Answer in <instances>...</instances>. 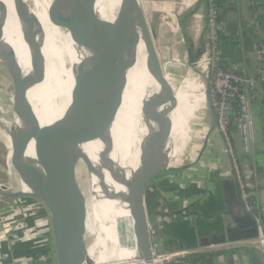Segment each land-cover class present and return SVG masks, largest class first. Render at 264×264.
Returning a JSON list of instances; mask_svg holds the SVG:
<instances>
[{
	"label": "bare ground",
	"instance_id": "6f19581e",
	"mask_svg": "<svg viewBox=\"0 0 264 264\" xmlns=\"http://www.w3.org/2000/svg\"><path fill=\"white\" fill-rule=\"evenodd\" d=\"M0 1L8 7L4 43L14 49L18 61V73L14 78L22 91L28 93L29 90L34 105L31 117L7 123L24 151L23 161L49 175L58 170L67 143L46 129L54 123L61 124L77 140L71 152L76 156L75 162L67 159L60 183L67 188L75 184L79 199L87 204V231L93 241L85 249L66 238L62 252L67 264H73L71 260L75 255L79 264H141L134 244L127 183L140 166L147 142L158 130L154 121L146 119L143 107L160 87L147 69L140 27L126 21L128 4L125 0L96 1L97 16L110 22L120 35L119 53L132 68L127 73L123 103L114 124L103 136L82 142L84 122L82 111L75 104V85H80V73L86 61L93 58V52L76 44L67 25L53 16V0H24L27 15L33 21V48L28 47L22 34L28 31L29 25L19 20L14 0ZM31 59L42 66L43 81L32 67ZM165 76L171 86V76L166 72ZM192 84L202 86L189 78L179 83L174 93L178 104L169 115L173 122L169 145L174 167L189 152L195 137L192 125L207 108L204 87L197 95V92L192 93ZM158 111L164 113L166 108H158ZM8 148L11 157L10 139ZM83 155L90 159L91 167ZM98 170L102 175H95ZM125 220L131 222V230L122 238L121 227Z\"/></svg>",
	"mask_w": 264,
	"mask_h": 264
},
{
	"label": "water",
	"instance_id": "95a60500",
	"mask_svg": "<svg viewBox=\"0 0 264 264\" xmlns=\"http://www.w3.org/2000/svg\"><path fill=\"white\" fill-rule=\"evenodd\" d=\"M96 1L53 0L51 5L53 16L67 25L74 42L93 52V58L86 61L80 73V85H75L77 92L75 104L81 109L84 122L82 142L103 136L114 124L119 108L123 103L127 86V73L132 68L125 61V56L119 53L121 46L120 35L114 30L110 22L97 16ZM125 1L129 7L126 21H129L130 24L134 23V27L135 25L140 27L141 37L146 48L147 69L160 87V91L154 94L143 107L146 119L150 122L154 121L158 130L154 133L152 139L150 138L147 142L145 155L140 158V166L127 183V203L135 238L134 244L142 261L141 264H155L154 254L161 253L164 249L161 246L155 249L152 241L151 229H155V227L146 204L148 186L158 177L166 173H181L191 168L192 164L185 167H174L171 164L169 142L173 130V122L169 115L174 112V108L178 104L177 98L166 79L164 66L154 41L155 36L148 24L142 3L140 0ZM202 4H204L205 8L203 10V21L206 26L204 32L200 35L197 49L193 43L188 47L191 64L200 61L206 53L208 45L207 0H198L197 6ZM14 5L19 20L29 25L28 31L22 34L24 42L28 47L33 48V21L27 15L25 1L14 0ZM7 16L8 7L0 1V58L11 79L18 73V61L14 49L4 43V28ZM31 63L38 77L43 81L45 73L42 66L36 59H31ZM158 108H166V112H159ZM166 114L168 118H166ZM26 117H31L29 112L26 113ZM1 129L4 131L2 135L6 140V148L8 150L7 174L10 178L16 179V181H7L4 185L0 184V197H8L10 199L32 198L41 202L47 208L51 218L55 246L54 262L50 259L49 263L67 264L62 252V245L66 238L72 239L73 242H77L85 249L93 241V238L88 236L87 231V204L79 199L75 184L71 188H67L60 183L67 159L75 162L76 156L72 155L71 152L77 143L76 137L65 130L59 123L46 127L50 133L67 143L61 155L62 162L58 170L53 175H49L42 170H38L31 163L23 161L24 151L14 135L13 128L3 125ZM8 139H10L11 143V157H9ZM208 141L206 139L204 142L203 151L207 148ZM202 154L199 155L196 163L201 159ZM153 155L154 158H152ZM83 156L89 166L91 163L90 159L85 155ZM94 173L95 175H102L99 170ZM124 173L126 174V171ZM231 187H233L232 184H225L226 191L230 189V193L226 194L229 200L225 204L229 207L228 209L231 207L234 209V229L238 234L236 236H226L228 230L227 232H224V230L225 227L228 229L229 225L225 220L224 222L221 221L219 230L221 234H224V238L214 241L212 244L253 240L258 237L255 221L244 207L238 186L235 189L236 193L231 191ZM3 190H7V192H3ZM178 214L183 215V212L179 211ZM194 214L191 213L189 217ZM130 223L128 220L123 222L125 227H121L122 238L127 232L129 234L131 230ZM192 235L193 243L186 249L180 250L199 248L194 229L192 230ZM89 238L92 239L90 243H88ZM122 242L124 245L130 246L128 243ZM71 263H80L77 255L72 257Z\"/></svg>",
	"mask_w": 264,
	"mask_h": 264
},
{
	"label": "crops",
	"instance_id": "0c3cea01",
	"mask_svg": "<svg viewBox=\"0 0 264 264\" xmlns=\"http://www.w3.org/2000/svg\"><path fill=\"white\" fill-rule=\"evenodd\" d=\"M197 3L198 0H193L191 5L186 6L188 8L193 7V9L189 13L180 16L179 19V25L181 27L184 26L182 29L185 32V36H188L189 32L191 39H187L194 44L196 49L199 45L200 35L204 32L206 26V23L203 21L204 9L198 6L199 9ZM216 3L219 8L220 21L226 27L225 33L221 36L222 57L225 65L237 71L244 72L250 77H257L260 71V51L262 47H264V0H216ZM195 8L197 9L195 10ZM186 41L188 42V40ZM186 44L188 49V43ZM157 51L159 54L158 49ZM261 58L264 59V54ZM260 98L253 105L255 122L257 121L259 124V128L255 126L257 135L254 146L255 158L257 151L262 152L264 156V104ZM234 142L238 149V154H240V140L237 130L234 131ZM210 150H212V147H210ZM243 159H241L242 161L240 162L243 175L246 178H250L255 170L260 180L264 181V165L260 166L256 160V169H253L250 165L248 167ZM215 169L220 178L218 181V186L221 188L220 197H218L219 199L210 198L202 203L201 201L199 203L200 199L194 200V197L199 198V193L202 191L201 189L204 182L197 181L196 179H182L183 181H180L178 184L175 177L172 175L179 179L181 177L180 173H166L149 184L146 204L147 208L150 210V216L152 217L155 230H158V218L164 216L173 218L170 223L166 224L163 230L158 232L159 246H161L164 251L186 249V247L193 243V229L196 232V239H198V234L201 233L198 232L197 229L200 231L203 226L208 225V227H210L214 223L219 225V216H221L222 211L226 209L225 202L229 200L226 194L230 193V189L226 191L225 184H232L233 187H231V191L235 192L237 180L234 175L233 166L230 168L224 164L223 167L220 165V162H217L215 163ZM22 198L25 199L26 197ZM26 199L32 200L30 198ZM160 199L163 202L160 201ZM255 200L264 204V185L256 192ZM189 205H195L193 208L197 210L199 207L200 211H191V213L195 214L189 217L191 216L190 211L183 212ZM12 206V204H7L5 207H1L0 210L3 216H7L0 218V234L7 228L4 230L7 241L4 240V242L0 244V264H11L10 254L22 257L23 254H25L24 249L29 245L26 242L28 240L27 236L21 235L20 240H22V242L17 243L13 240L12 235L10 236V233L14 235L18 234L19 231L26 230L29 224L28 221L27 223L25 222L24 218L20 219L19 216H24V214L18 211L15 216L18 217L16 218L18 221L16 226L10 229L8 228V225L12 223L10 220H12L14 214L11 213L12 216L10 214L8 216L7 212L12 209ZM231 208V213L235 216L233 212L234 209L233 207ZM179 211H182L183 215L178 214ZM35 225L37 233L49 229V224L43 220ZM14 229H16L17 232L14 231ZM201 246L199 245V248H201ZM225 251L221 250L214 254H210V256L217 257L220 263H223L225 260V263L228 262L227 264H264L261 253L253 251V249L241 247L232 251ZM53 254L54 252H52L49 245L46 249H32L29 254L31 259L29 264H50V259L54 262L55 257ZM202 258L204 259L203 263H206L207 260L205 259H207V257L202 255ZM213 261L215 262V259ZM24 264L26 263L24 262Z\"/></svg>",
	"mask_w": 264,
	"mask_h": 264
},
{
	"label": "rangeland",
	"instance_id": "374dc122",
	"mask_svg": "<svg viewBox=\"0 0 264 264\" xmlns=\"http://www.w3.org/2000/svg\"><path fill=\"white\" fill-rule=\"evenodd\" d=\"M144 5V10H146V18L150 29L154 33V41L156 48L159 50V56L161 58L162 64L165 68L166 74L171 76V90L176 91L180 82L184 79L189 78L197 83L202 84L204 87L203 94L208 96L210 91V81L207 79V72L201 65L199 61L195 64L190 63L188 55V46L192 44L187 38L191 39V35L188 32V36H185V32L182 27L179 25L180 16L189 13L192 8L186 6L191 5L193 0H141ZM195 47V46H194ZM201 67V68H200ZM200 69V71H199ZM202 86L191 85L192 93L200 95L202 91ZM12 103V104H11ZM16 107V108H15ZM18 107V108H17ZM34 108L33 101L28 93L22 91L20 84L15 78L9 77L6 67L0 58V184L4 185L7 181H16L13 177H9L8 165H7V153L6 140L2 133L4 131L1 129V126L9 127L7 124L8 121L13 123L17 120H22L26 113H31ZM18 109V110H17ZM19 111V112H18ZM35 111V109H34ZM17 115V116H16ZM21 116V117H20ZM14 119V120H13ZM3 121V122H2ZM255 126L259 128V124L256 121ZM195 137L192 140L189 152L184 154L182 161L179 164H176V167H185L192 164L191 168L180 173L181 177L172 175L175 177L177 183L184 180L196 179L197 181H202L203 187L202 191L199 193V198L194 197V200H199V203L207 201L210 198L219 199L221 188L218 186L219 174L215 169V163L220 162V165L224 167L226 164L228 167L232 168L233 164L230 158V155L226 153V144L222 136L216 130V119L214 113L210 108V101H207V108L205 111H202V114L198 116V120L194 125H192ZM258 131V129H257ZM204 135V136H203ZM200 137V138H199ZM202 137V138H201ZM257 138V135H256ZM208 139V146L203 151L204 142ZM212 139V140H211ZM212 147V150H210ZM203 151V152H202ZM202 154L201 159L196 163L199 155ZM256 160L258 164L264 165V156L263 154L256 155ZM234 170V166H233ZM235 172V171H234ZM235 175V174H234ZM1 191V188H0ZM7 192V190H3ZM21 199V200H20ZM32 199V198H30ZM164 200V199H163ZM160 201H162L160 199ZM163 202V201H162ZM33 203V204H32ZM7 204H12V209L8 211L12 216V223L8 225V228L16 226L18 222L15 217L16 213L20 211L24 216H19L20 219L24 218L25 222L28 221V228L24 231H19L18 234H11L13 240L17 242H22L20 240L21 235L27 236L28 240L26 241L27 250L24 249L23 256H14L10 254L11 264H29L31 259L29 254L32 249H46L49 245L54 252L55 257V246L53 240L52 224L50 214L47 208L39 201L32 199L27 200L26 198H17L10 199L8 197H0V210L1 207H5ZM32 204V205H31ZM26 205V206H25ZM30 205V206H29ZM195 207V205H193ZM193 206H188L183 212L186 211H200L193 208ZM18 207V209H17ZM23 207V208H22ZM22 208V209H21ZM148 212L150 214L149 208ZM12 213V214H11ZM44 216V217H43ZM0 211V218H4ZM46 221L49 224V229L36 232V223L40 221ZM124 224L123 227L124 228ZM7 229V228H5ZM4 229V230H5ZM0 234V244L7 239L4 234ZM16 231V229H14ZM17 232V231H16ZM14 232V233H16ZM9 235V234H7ZM91 238L88 239V243L91 242ZM7 241V240H6ZM227 251L235 250L231 247H226ZM224 250V251H225ZM253 251H257L254 250ZM1 252V251H0ZM226 252V251H225ZM258 252V251H257ZM216 253L215 251H210L206 253H197L188 258V262L185 264H227L225 260L223 263H220L215 256H210V254ZM1 255V253H0ZM27 255V256H26ZM202 255L206 256V263H203L204 259ZM215 259V262L213 261ZM217 259V260H216ZM225 259V258H223Z\"/></svg>",
	"mask_w": 264,
	"mask_h": 264
},
{
	"label": "built area",
	"instance_id": "2783aa9c",
	"mask_svg": "<svg viewBox=\"0 0 264 264\" xmlns=\"http://www.w3.org/2000/svg\"><path fill=\"white\" fill-rule=\"evenodd\" d=\"M140 2L142 3L141 0ZM207 6L208 45L199 65L207 72V79L210 81L207 100L210 101V108L216 119V130L226 144V153L230 155L234 166L241 200L246 211L255 221L258 237L253 240L234 243L212 244L194 250L154 252L155 264H185L188 262V258L194 254L224 251L226 247L257 250L264 260V204L255 200V194L263 187L264 181L260 180L255 170L250 178L243 175L240 165L242 160L236 152L234 142V131L237 130L240 140V154L245 158L244 162L248 167L250 165L256 169L257 162L254 154L256 129L253 105L260 96L264 104V59L261 58L264 54V47L260 51V71L257 77H250L244 72L222 67L221 36L225 33L226 27L220 21L216 0H207ZM172 220L173 218L170 216L160 217L158 218V230L151 229L155 249L159 248L158 232L163 230L166 224Z\"/></svg>",
	"mask_w": 264,
	"mask_h": 264
},
{
	"label": "flooded vegetation",
	"instance_id": "af4514ba",
	"mask_svg": "<svg viewBox=\"0 0 264 264\" xmlns=\"http://www.w3.org/2000/svg\"><path fill=\"white\" fill-rule=\"evenodd\" d=\"M225 208L226 209H224L222 211V215L219 216V219L221 221L224 222V220H225L229 225L228 229L225 227L224 232H227V230H228V233L226 234V236H229V235L230 236H236L238 233L234 229L235 225H234V221H233V214L231 213L230 209H228L229 207H227V205H225ZM190 213H191V211H190ZM220 220H218V221L221 222ZM197 231L201 233V235L198 234V239H197L198 244L200 246L202 245L201 247H206L208 245H212V243L214 241H218V240H221L224 238V234L220 233L219 225H217L215 223L210 227H208V225L203 226L200 229V231H199V229H197ZM226 243H230V242L227 241Z\"/></svg>",
	"mask_w": 264,
	"mask_h": 264
},
{
	"label": "trees",
	"instance_id": "16d2710c",
	"mask_svg": "<svg viewBox=\"0 0 264 264\" xmlns=\"http://www.w3.org/2000/svg\"><path fill=\"white\" fill-rule=\"evenodd\" d=\"M197 7H198V6H197ZM199 7H201L202 9H205V8H204V4H202V5L199 6ZM199 7H198V8H199ZM196 9H197V8H195V10H196ZM199 9H200V8H199ZM217 9H218V11H219L218 5H217ZM183 27H184V26H182V28H183ZM187 40L189 41V39H187ZM221 66L224 67V68H226V69L229 68V67H227V66L225 65L224 61L221 63ZM234 70H235V69H234ZM236 71H237V70H236ZM236 152H238L237 147H236ZM238 153H239V152H238ZM257 153H258V154H263L262 152H259V151H257ZM257 153H256V155H257ZM238 156H239L240 159H243V158H244V157L242 156V154H238ZM244 159H245V158H244ZM244 159H243V160H244ZM165 215H167V214H165ZM234 242H239V241H234ZM234 242H231V243H234Z\"/></svg>",
	"mask_w": 264,
	"mask_h": 264
}]
</instances>
